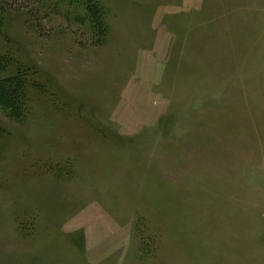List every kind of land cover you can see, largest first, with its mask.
Masks as SVG:
<instances>
[{"label":"rangeland","instance_id":"rangeland-1","mask_svg":"<svg viewBox=\"0 0 264 264\" xmlns=\"http://www.w3.org/2000/svg\"><path fill=\"white\" fill-rule=\"evenodd\" d=\"M0 0V264H264V0Z\"/></svg>","mask_w":264,"mask_h":264},{"label":"trees","instance_id":"trees-1","mask_svg":"<svg viewBox=\"0 0 264 264\" xmlns=\"http://www.w3.org/2000/svg\"><path fill=\"white\" fill-rule=\"evenodd\" d=\"M83 10L94 29L96 43L102 44L108 31L104 24V8L98 0H82ZM25 81L17 76L0 78V109L11 119L21 121L25 115Z\"/></svg>","mask_w":264,"mask_h":264}]
</instances>
